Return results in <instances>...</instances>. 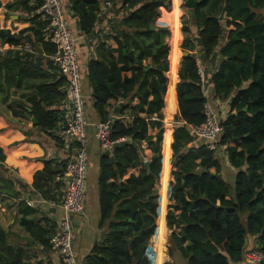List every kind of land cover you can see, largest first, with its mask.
Here are the masks:
<instances>
[{
	"label": "trees",
	"instance_id": "trees-1",
	"mask_svg": "<svg viewBox=\"0 0 264 264\" xmlns=\"http://www.w3.org/2000/svg\"><path fill=\"white\" fill-rule=\"evenodd\" d=\"M106 1L69 0L79 32L96 50L95 59L88 64L93 107L102 123H110L113 140L126 139L101 157L98 187L103 238L95 243L84 264H158L165 236L157 225V184L161 179L170 186L171 181L166 161L162 171V112L168 84L164 72L169 71L168 58L178 60L181 52V38H170V46L167 42L170 27L175 26L174 11L180 9L181 1L112 0L111 8ZM195 1L198 7L183 20L182 51L190 55L183 58L179 71L175 114L179 123L173 134L170 197L174 205L169 209L167 225L170 230H180L171 235V242L186 264H244L249 238H255V249L264 253V0ZM29 2L14 0L5 8H21L29 14L40 12L43 0H36L33 7ZM102 2L111 12L122 13L109 21L112 35L97 31ZM224 18L234 30L222 46ZM30 22L31 26L18 34L0 29V43L10 47L0 52V104L10 99L12 89H19L21 96L28 99L26 103L18 101L22 111L14 114L35 116L38 127L62 145L64 141L57 132L66 127L59 128L64 114L49 108L66 101L67 78L54 82L50 73L59 68L49 59L58 50L49 37V21L39 13ZM151 25L156 29L151 30ZM243 26L245 31L235 40L234 35ZM111 38L116 48L108 46ZM199 48L202 55L198 57ZM217 58L220 64L208 80L214 94L225 101L237 92L227 117L221 120L223 131L218 145L235 170L225 178L217 151L210 150L208 144L195 145L191 131V127H201L206 122L207 81L203 82L199 74L198 60L213 66ZM175 83L167 98L172 110ZM135 99L139 103L131 106ZM111 100L123 102L114 110L115 117L108 110ZM27 103L31 114L26 111ZM116 117H128L131 122L123 123ZM145 157L149 159L147 163ZM4 161L0 149V162ZM65 168L66 161H44L32 187L42 198L61 202L64 181L58 182L57 178L64 176ZM137 168L138 173L123 183L124 176ZM1 195L20 196L2 165ZM31 212L26 210L25 216ZM21 223L32 238L52 247L56 225L46 230L40 221L26 217ZM157 232L160 239L156 240ZM9 238L10 233L0 224V264H27L23 260L25 251L13 247ZM152 238L160 246L157 251L152 247L147 251Z\"/></svg>",
	"mask_w": 264,
	"mask_h": 264
},
{
	"label": "crops",
	"instance_id": "crops-1",
	"mask_svg": "<svg viewBox=\"0 0 264 264\" xmlns=\"http://www.w3.org/2000/svg\"><path fill=\"white\" fill-rule=\"evenodd\" d=\"M12 1L14 0H0V29L10 30L13 34H18L20 31L31 26L30 19H33L37 14L42 13L40 10V12L29 14L21 8L16 11L7 10L5 8L6 4ZM180 1V3H182L183 0ZM61 2L68 15L70 27L78 38V60L83 74L82 96L84 97L87 106L88 180L86 187V204L84 212L80 216L75 217L73 220L74 250L81 264H84L85 258L89 255L95 243L103 238V230L100 229L101 209L99 202L98 184L101 177L100 160L104 151L102 150L100 142L98 141L96 136V125L100 123L101 120L97 111L93 107V91L88 77V64L92 59H95L96 50L95 48L89 47L88 38L79 32L78 20L73 17L69 0H61ZM35 3L36 0H30L29 6L33 7ZM102 6L103 8L102 12L99 14L100 22L98 23L97 31H102L104 36L109 34L112 35V33L110 32L111 25L109 24V21L118 19L122 13L120 12L118 14H115L114 12H111V9L106 8L103 2ZM188 11L190 12L193 10ZM182 14L183 13L181 10L180 34L178 35V38H181V52L178 53V60L170 59L169 61L168 58V84L164 99L165 107L162 112L164 129V138L162 143V171L164 164L163 161H166L171 167L167 168L168 176H171V181L170 186H168L161 179L157 184V189L159 191L157 224L158 221H163L166 230V233L164 235L162 233L161 227L158 226L160 228V232L165 236L163 246L164 260L161 264H186L177 247L174 246L171 242V235L174 232L179 233L180 230H170L167 225L169 209L174 205V203L170 201V197L172 193L173 182L172 173L174 171L172 144L174 142L173 134L175 131V125L171 126V123L172 121H175L176 124L175 114L177 112V86L180 81L179 71L181 69L183 60V57H181V53H183L182 43L184 40L182 32L184 17L182 16ZM227 21V18H224L222 21L224 25V40L222 41V46L226 43L228 36L234 30L233 26H227ZM171 37L172 31L170 27V37L167 39L169 46ZM107 44L108 46H112L113 48L117 47V44L114 42L113 38H111ZM0 48V52H2L9 49L10 47L8 44L0 43ZM201 55L202 51L199 48L197 56L199 57ZM219 64L220 61L218 58L216 64H214L213 66L211 64L208 65L207 63H202L205 69V75H207V79L204 78V82L207 81L205 85V95L208 100L207 102L210 103V105L213 107L214 111L218 114L221 121L222 119H225L227 117L230 111L231 99L237 94V92L232 95L230 99L225 101H221L214 94L213 87L208 83V80L211 77V73L217 69ZM43 68L46 70V67ZM50 73L55 77L54 82H59L63 77L60 71ZM174 83V110H172L167 105V98L170 86H172ZM66 85L67 83L65 84L64 89L66 88ZM11 93L12 95L10 99L5 103L0 104V149H2V152L5 156V161L0 162V165L8 170V175L14 181L15 190L20 194V196L18 198H12L3 195L0 196V224L5 231L10 233L9 243L13 247L22 248L25 251V257L23 259L25 263L63 264L58 253L53 250L52 247H46L32 238L30 233L23 228L21 222L24 217H26V219L36 220L38 222L40 221L42 227L48 230L50 229V226L52 224L56 225V228H58L60 221L66 217V212L61 206V202H57L55 205H53L52 202H54V200H46L42 198L41 194L34 190L32 184L36 172L44 168V161L54 160L58 163L65 162L73 153L74 148L71 146L68 147L65 143L62 145L56 143V141L50 136V134H46L44 130L38 127V124H33V115H15L14 111H22L19 107L18 101L26 103L28 98L26 96H21L22 91H20L19 89H12ZM25 93L27 95L30 94L26 91ZM121 103L123 102H116L114 100L110 101L108 110L113 117H115L114 110L116 108H119V105ZM138 103L139 99H135L130 105L134 106ZM69 107L70 106L65 101L62 105L58 104L49 108L50 110H59L61 115L64 114V121L59 123V128L65 126L67 122V118L69 117ZM29 109L32 110L31 105L27 103L26 111L31 114L32 112L30 113ZM116 118L120 119L123 123L131 122V118L128 117ZM151 134L155 135L156 131L152 130ZM231 146L234 145L232 144ZM146 153L148 156L151 155V152L149 150H146ZM217 153L219 154L218 156L220 157L222 163L224 178L226 176L233 175L235 173V170L229 165L225 151L219 147ZM137 173L138 168L129 171L122 179V182L125 183L131 174ZM62 180L63 177L57 178L58 182ZM168 180L169 177L167 181ZM231 181L233 182L234 180L231 179ZM162 197H165L163 202L161 201ZM29 203H31V205H29ZM160 206H162L163 208H160ZM26 210L32 211L31 214L25 216ZM46 221H49L50 223L47 224ZM160 232H157L156 236L154 235V238H156V240L160 239ZM255 246V238H249L246 250L255 248ZM150 247H153L152 249H155L156 251L160 249V246L155 241H153V238L150 242V245L148 246L147 251ZM160 253L161 252H158L159 263Z\"/></svg>",
	"mask_w": 264,
	"mask_h": 264
},
{
	"label": "built area",
	"instance_id": "built-area-1",
	"mask_svg": "<svg viewBox=\"0 0 264 264\" xmlns=\"http://www.w3.org/2000/svg\"><path fill=\"white\" fill-rule=\"evenodd\" d=\"M111 3L112 0H108L105 5L109 7ZM41 13L49 21V37L58 48L57 52L52 54L49 59L67 78L65 100L70 106L69 117L66 127L59 129L57 135L68 147L74 148L73 153L66 161L63 176L61 206L66 212V217L60 221L57 232L51 239V244L63 264H81L74 250L73 220L84 212L86 204L88 118L86 101L82 96L83 74L78 60V38L70 27L69 18L61 0H43ZM29 48L30 46H26V49ZM198 67L204 82L205 69L200 60H198ZM205 115L206 122L201 127H191L195 136V145L208 144L210 150L217 151L223 126L218 114L208 102L205 105ZM112 134L109 122H100L96 125V136L104 152L112 151L118 143L126 140H113ZM148 161V157H145L144 162ZM52 204L55 205L56 202H52ZM244 264H264V253L255 248L246 250Z\"/></svg>",
	"mask_w": 264,
	"mask_h": 264
},
{
	"label": "water",
	"instance_id": "water-1",
	"mask_svg": "<svg viewBox=\"0 0 264 264\" xmlns=\"http://www.w3.org/2000/svg\"><path fill=\"white\" fill-rule=\"evenodd\" d=\"M198 5H199V2L195 1V0H185V2H184V7H186L188 10H195L198 7ZM191 16L193 17L194 14H192ZM155 29L156 28L154 27V25H151V30H155ZM244 31H245V26H243V28L234 35V39L237 40L239 34L244 32ZM189 55L190 54L188 52H183L182 53V57L183 58L188 57ZM164 75L167 77L168 76V72H164ZM29 112L31 113L32 110L29 109ZM32 122H33L34 125L38 124V121H37V119L34 116L32 117ZM146 165L148 166V164H146Z\"/></svg>",
	"mask_w": 264,
	"mask_h": 264
},
{
	"label": "rangeland",
	"instance_id": "rangeland-1",
	"mask_svg": "<svg viewBox=\"0 0 264 264\" xmlns=\"http://www.w3.org/2000/svg\"><path fill=\"white\" fill-rule=\"evenodd\" d=\"M184 2H185V0H183L182 1V3L180 4L181 6H180V9L182 10V16L184 17L183 18V20L186 18V17H188V13H189V11L187 10V8H185L183 5H184ZM177 10V9H176ZM175 10V11H176ZM181 10H177L178 12H177V14L175 13V15H176V21H175V26H173L172 27V29H171V31H172V35H174V38L173 39H175L176 38V36L178 37V35L180 34V17H181ZM172 38V37H171ZM182 57V56H181ZM172 124V125H171ZM170 125L171 126H173V125H175V127H176V125H177V122H176V124H175V121L173 122L172 121V123H171ZM173 128V127H172ZM164 198L165 197H162L161 198V201L163 202L164 201ZM162 206H160V208H161ZM163 208V207H162ZM160 213H161V209H160ZM153 248V247H152Z\"/></svg>",
	"mask_w": 264,
	"mask_h": 264
},
{
	"label": "bare ground",
	"instance_id": "bare-ground-1",
	"mask_svg": "<svg viewBox=\"0 0 264 264\" xmlns=\"http://www.w3.org/2000/svg\"><path fill=\"white\" fill-rule=\"evenodd\" d=\"M181 56H182V54H181ZM157 225L161 227L162 233L165 235L166 230H165L164 222L163 221H158ZM163 260H164V255L160 253V263L159 264H161Z\"/></svg>",
	"mask_w": 264,
	"mask_h": 264
},
{
	"label": "flooded vegetation",
	"instance_id": "flooded-vegetation-1",
	"mask_svg": "<svg viewBox=\"0 0 264 264\" xmlns=\"http://www.w3.org/2000/svg\"><path fill=\"white\" fill-rule=\"evenodd\" d=\"M179 10H181V9H179ZM177 10L176 11H174V13H176L177 14ZM177 37V36H176ZM172 38H174V35H172ZM178 38V37H177ZM174 40V39H173ZM182 54V53H181Z\"/></svg>",
	"mask_w": 264,
	"mask_h": 264
}]
</instances>
